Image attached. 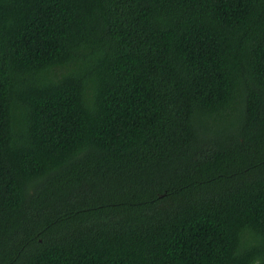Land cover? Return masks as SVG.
<instances>
[{
    "label": "trees",
    "instance_id": "trees-1",
    "mask_svg": "<svg viewBox=\"0 0 264 264\" xmlns=\"http://www.w3.org/2000/svg\"><path fill=\"white\" fill-rule=\"evenodd\" d=\"M0 264H264V0H0Z\"/></svg>",
    "mask_w": 264,
    "mask_h": 264
}]
</instances>
